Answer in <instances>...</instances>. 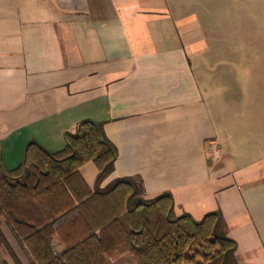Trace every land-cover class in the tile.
Listing matches in <instances>:
<instances>
[{"label": "crops", "instance_id": "obj_1", "mask_svg": "<svg viewBox=\"0 0 264 264\" xmlns=\"http://www.w3.org/2000/svg\"><path fill=\"white\" fill-rule=\"evenodd\" d=\"M203 2L0 0L2 159L15 169L30 142L55 153L79 122L102 123L117 152L102 186L136 178L147 199L169 192L177 216L220 211L237 264H264L263 57L235 39L230 0ZM252 110L258 132L232 114ZM80 173L93 190L94 164ZM0 227L28 264L9 224ZM121 259L134 264H112Z\"/></svg>", "mask_w": 264, "mask_h": 264}, {"label": "trees", "instance_id": "obj_2", "mask_svg": "<svg viewBox=\"0 0 264 264\" xmlns=\"http://www.w3.org/2000/svg\"><path fill=\"white\" fill-rule=\"evenodd\" d=\"M116 158L103 124L90 120L66 134L58 152L30 142L12 170L3 163L0 143V226L2 220L9 224L28 264H112L124 256L134 264H237V243L220 211L200 220L177 216L169 192L147 199L136 178L102 186ZM87 163L97 170L93 190L80 173ZM3 250L13 264H23L0 227V264H8Z\"/></svg>", "mask_w": 264, "mask_h": 264}, {"label": "rangeland", "instance_id": "obj_3", "mask_svg": "<svg viewBox=\"0 0 264 264\" xmlns=\"http://www.w3.org/2000/svg\"><path fill=\"white\" fill-rule=\"evenodd\" d=\"M203 3L212 2V0H199ZM230 8H232V14L230 17V25L234 27V37L238 41L249 40V47L245 48L247 53L252 56H262L263 57V159H264V0H230ZM223 7L216 8L215 10H220ZM221 11V10H220ZM215 17V16H214ZM218 17L216 22L219 26H223L222 18L225 16ZM257 45V46H255ZM241 47L237 46L234 48L233 54H241ZM234 118L243 123L245 130H251L258 132L260 129V111L252 110L248 111H236ZM254 119V123L251 124L253 127L249 128L247 121L248 116ZM246 144H242V147H246ZM254 148L258 149V145H254ZM248 158V157H247ZM246 158V159H247ZM59 241V239H57ZM116 264H127V259H121Z\"/></svg>", "mask_w": 264, "mask_h": 264}, {"label": "built area", "instance_id": "obj_4", "mask_svg": "<svg viewBox=\"0 0 264 264\" xmlns=\"http://www.w3.org/2000/svg\"><path fill=\"white\" fill-rule=\"evenodd\" d=\"M209 149L212 154H218L219 152L218 143L216 141L210 142Z\"/></svg>", "mask_w": 264, "mask_h": 264}]
</instances>
